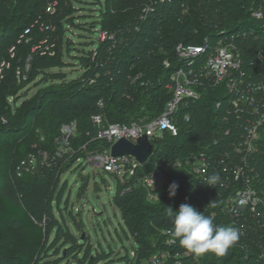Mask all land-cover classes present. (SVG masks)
I'll list each match as a JSON object with an SVG mask.
<instances>
[{
	"label": "trees",
	"instance_id": "obj_1",
	"mask_svg": "<svg viewBox=\"0 0 264 264\" xmlns=\"http://www.w3.org/2000/svg\"><path fill=\"white\" fill-rule=\"evenodd\" d=\"M50 2L52 0H0V82L5 84L0 89V98L8 108H1L0 117L17 121L12 127L0 126V135L6 132L16 134L26 129L25 118H34L36 113L49 107L39 124L45 138L41 147L53 149L60 126L75 121L77 130L72 147L76 151L90 140L86 133L94 131L90 122L94 114H100L104 124L129 123L158 116L170 98L164 86L171 73L183 64L175 51L179 44L201 46L205 41H213L222 35L239 34L237 52L244 60H252L247 70H250L253 81L264 74V65L256 59L258 54L264 57V0H126L123 3H120L121 0H104V8L99 10L95 25L101 30L113 32L115 42L98 44L93 58L92 52H87L79 60L82 75L76 80L63 88H52L40 94L28 108L13 111L14 106L7 101L16 102L18 91L22 89L19 87L21 77L16 73L25 75L24 58L33 59L38 52L33 55L31 50L44 41L46 43L47 35L49 45L53 39V33L44 31L43 27L52 26L59 31L65 30L68 24L72 9L70 0H55L57 6L53 15L45 13ZM28 28L29 33L24 35V30ZM5 55L9 57L7 60ZM164 62L168 63L167 67ZM29 67L32 71V63ZM141 83L145 85L140 86ZM224 99L223 87L208 90L186 110L190 114L187 124L181 122L186 112L181 108L176 117L178 133L175 137L164 133L161 139L155 141L157 156L175 161L204 149L216 156L221 154L227 140L222 138L221 132H217V119L221 112L214 110V103ZM99 100L104 104L102 110L96 106ZM17 105L15 103V108H18ZM21 111L23 119L18 121ZM220 137L221 145L213 146V139ZM11 144L13 152L9 154L8 170L14 167L17 159L33 149L28 144L29 147L25 151L22 149L19 156ZM149 169L150 164H145L140 173ZM56 172L55 168H48L35 177L24 176L12 183L4 180L0 188V224H21L31 236L43 237L51 218L48 207L55 190ZM41 177L44 182L39 187ZM173 182L178 188L175 196L170 198L169 185ZM229 192L228 189L205 186L188 169L173 170L168 175L156 202L147 200L145 189L136 186L135 180L124 184L116 180L111 204L120 211L122 224L136 246L134 257L130 262L127 259L126 264H141L158 249L187 252L172 235L166 206L176 210L182 203H188L204 215L211 216L214 224L232 227L229 217L221 212ZM262 225V228L254 226L247 235L240 236L225 256L207 253L196 258L190 253L184 264H264V220ZM168 238L175 240L171 248L164 244ZM124 257L117 259L121 261ZM23 260L22 256L6 255L0 249V264H20ZM91 260L96 263L97 258ZM80 264L84 262L80 261Z\"/></svg>",
	"mask_w": 264,
	"mask_h": 264
},
{
	"label": "built area",
	"instance_id": "obj_2",
	"mask_svg": "<svg viewBox=\"0 0 264 264\" xmlns=\"http://www.w3.org/2000/svg\"><path fill=\"white\" fill-rule=\"evenodd\" d=\"M55 4V0H52L46 6L45 13L53 15ZM52 29L50 26L43 27L44 31ZM96 32L97 45L115 42L113 32L99 28ZM28 33L29 28L24 30V35ZM239 37V34H229L213 41H205L201 46L177 45L175 51L183 64L171 73L164 86L170 98L158 116L129 123L104 124L101 115L94 114L90 117L94 131L92 134L86 133L90 140L76 151L72 142L76 137L77 124L75 121L64 123L54 138L53 149L36 148L35 155L28 154L17 163L13 170L15 176L21 177L23 170L27 173H38L48 168L61 171L64 162L71 158L76 167L91 166L100 169L122 184L135 180L136 186L145 189L147 200L156 202V194L159 198L160 189L173 170L188 169L202 183L207 176L218 173L222 183L216 187L230 191L223 201L221 212L229 217L231 226L240 231V236L247 235L254 226L262 228L264 170L257 171L256 168L258 163L261 166L259 169L264 168V74L253 81L250 70H247L252 60H244L237 52L236 40ZM96 51V48L91 50L92 58ZM263 58L261 54L256 56L257 62L262 65ZM164 65L167 67L168 63L164 62ZM16 74L25 81V75L19 72ZM144 85L145 83L140 84ZM220 86L225 90V99L214 103V110L221 112L217 119V132H221L222 138L227 140L223 144L224 151L216 156L212 151L204 149L196 154H188L180 161L159 158L155 141L161 139L164 133L173 137L177 135L178 111L181 108L188 110L208 90ZM96 106L102 110L104 104L99 100ZM189 121L190 114L186 111L181 122L187 124ZM143 136L147 137L152 146V154L142 165L130 155L111 156V146L118 140L125 139L135 144ZM221 142V137L214 138L212 144L220 146ZM95 143L99 145H92ZM257 160L261 162L254 163ZM145 164H150V169L140 173V168ZM164 244L171 248L175 245V240L168 238ZM130 256L134 257V251ZM189 256L188 252L158 249L141 264H184Z\"/></svg>",
	"mask_w": 264,
	"mask_h": 264
},
{
	"label": "rangeland",
	"instance_id": "obj_3",
	"mask_svg": "<svg viewBox=\"0 0 264 264\" xmlns=\"http://www.w3.org/2000/svg\"><path fill=\"white\" fill-rule=\"evenodd\" d=\"M125 1L121 0L120 3ZM70 2L72 9L65 30L58 31L50 26L52 31L48 32L53 33L50 45L47 35L45 37L47 42L44 41L30 52L33 55L37 52L38 54L33 59L28 56L24 58L26 63L24 73L27 78L25 81L21 80L22 84H19L22 89L18 91L17 101L10 99L7 101L14 106L13 111L17 109L19 112L28 108L40 94L52 88H63L82 75L79 60L97 46L98 26L95 24L99 10L104 8L105 2L104 0ZM64 40H67L65 45ZM4 58L7 60L9 57L5 55ZM31 63L32 71L29 67ZM4 85V82H0V89ZM0 99V110L1 108L7 110L3 98ZM15 103L19 109L15 108ZM47 110L49 107L44 108L41 113H36L34 118H25L26 129L16 134L6 132L0 135V188L4 180L12 183L24 176H37V172L27 173L23 170L22 176L18 177L13 170L25 156L35 155L36 148H42L45 138L39 124L44 120ZM22 119L21 111L17 120ZM16 123L17 121L10 117H0V126L8 128ZM23 136L27 137L23 139ZM11 143L19 156L20 152H23L22 149L25 151L29 146H33V149H30L23 158L17 159L14 167L8 170L9 154L13 152ZM79 155L81 156V153ZM74 157L77 158L75 155ZM176 160L180 161L181 158ZM258 162L261 161H254ZM74 164L71 158L66 160L62 172L59 170L54 175L57 181L48 207L51 218L43 237L31 236L21 224H0V249H3L6 255L22 256L24 260L20 264H80V261L84 264H92L91 261L93 264H126L127 259L128 262L131 261L130 255L136 248L135 243L122 224L120 211L111 204L116 179L100 169L91 166L80 168ZM42 180L43 177L39 179V187L43 186ZM1 200L0 192V208ZM99 252L101 255H98ZM94 257L97 258L96 263L91 260ZM119 257L124 258L120 261L117 259Z\"/></svg>",
	"mask_w": 264,
	"mask_h": 264
},
{
	"label": "clouds",
	"instance_id": "obj_4",
	"mask_svg": "<svg viewBox=\"0 0 264 264\" xmlns=\"http://www.w3.org/2000/svg\"><path fill=\"white\" fill-rule=\"evenodd\" d=\"M221 183L220 175L213 173L207 176L204 185L215 188ZM177 188L174 182L169 185L170 198L175 196ZM156 196L158 199V194ZM165 212L171 220L172 235L179 246L196 258L207 253L223 257L240 240L241 233L237 228L214 224L211 216L204 215L188 203H182L176 210L166 206Z\"/></svg>",
	"mask_w": 264,
	"mask_h": 264
},
{
	"label": "water",
	"instance_id": "obj_5",
	"mask_svg": "<svg viewBox=\"0 0 264 264\" xmlns=\"http://www.w3.org/2000/svg\"><path fill=\"white\" fill-rule=\"evenodd\" d=\"M110 154L113 157L130 155L142 165L152 154V146L145 136L138 139L135 144L125 139H120L111 146Z\"/></svg>",
	"mask_w": 264,
	"mask_h": 264
}]
</instances>
